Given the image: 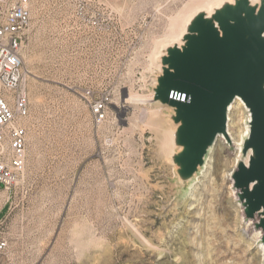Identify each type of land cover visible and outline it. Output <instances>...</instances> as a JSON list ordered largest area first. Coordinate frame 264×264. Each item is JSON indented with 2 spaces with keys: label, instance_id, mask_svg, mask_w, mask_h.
Returning <instances> with one entry per match:
<instances>
[{
  "label": "rangeland",
  "instance_id": "obj_1",
  "mask_svg": "<svg viewBox=\"0 0 264 264\" xmlns=\"http://www.w3.org/2000/svg\"><path fill=\"white\" fill-rule=\"evenodd\" d=\"M191 1L33 0L27 158L11 191L0 184V264H260L231 183L237 148L217 142L180 184L148 124L157 115L169 125V108L125 103L151 93L166 35ZM86 89L109 99L101 125ZM242 112L231 111L236 135Z\"/></svg>",
  "mask_w": 264,
  "mask_h": 264
},
{
  "label": "water",
  "instance_id": "obj_2",
  "mask_svg": "<svg viewBox=\"0 0 264 264\" xmlns=\"http://www.w3.org/2000/svg\"><path fill=\"white\" fill-rule=\"evenodd\" d=\"M182 41L164 49L152 89V103L174 110L170 161L180 184L192 182L219 136L233 145L230 108L241 99L251 115L242 147L248 161L238 163L233 187L264 246V0H234L211 15L199 12Z\"/></svg>",
  "mask_w": 264,
  "mask_h": 264
},
{
  "label": "built area",
  "instance_id": "obj_3",
  "mask_svg": "<svg viewBox=\"0 0 264 264\" xmlns=\"http://www.w3.org/2000/svg\"><path fill=\"white\" fill-rule=\"evenodd\" d=\"M32 2L0 0V184L6 192L16 185L27 158L28 131L20 123L29 115L23 52ZM83 97L95 123H104L109 99L90 89L83 91ZM6 247L7 242L0 238V251Z\"/></svg>",
  "mask_w": 264,
  "mask_h": 264
},
{
  "label": "bare ground",
  "instance_id": "obj_4",
  "mask_svg": "<svg viewBox=\"0 0 264 264\" xmlns=\"http://www.w3.org/2000/svg\"><path fill=\"white\" fill-rule=\"evenodd\" d=\"M191 2H192V4L185 6L187 8H184V10H182L183 13H181V16H180L178 22L176 21V24L174 25L173 33H172V27H171L168 34L166 35V37H167L166 39H169L166 41H170V43L168 45H166L164 49H166L167 47L173 46V45H179V46L183 45L182 39L186 33L187 26L189 25V23L193 19V17L195 15H197L199 12L204 11L207 14L211 15L215 9L220 8L224 3H226V2L234 3V0H193ZM252 2L253 3H260V0H252ZM185 16H188V18L182 27V25H181L182 20L181 19H183ZM181 27H182V29L180 32ZM164 49L160 52V54L158 56V63H157V67L159 69L158 73H162L161 57L165 55ZM153 82H154L153 87H155L156 83H157L156 79H154ZM153 96H154V93L152 91L147 96H145V95L140 96L137 93H135V94L131 93L126 98L125 103H127V104L128 103H132V104L152 103ZM235 106H239L243 110V112L241 114V119L238 121L241 124H240V130L238 131L237 135L234 134L231 130V120H232L231 119V111L235 108ZM124 107L125 106H123V108ZM168 108L170 110V115L173 114L174 110L170 107H168ZM153 115H155V114H153ZM170 115L168 116V124L169 125H165V123H163V121H161L160 119H158L156 117L157 115L154 116V118L150 119V121L148 122V124H150L152 127H155L156 132L161 136L162 140L165 142V145H167L169 159H170L171 154L175 150L174 144H173V135H174V132L177 128V126L174 125L172 123V121L170 120ZM250 120H251V115L249 113L248 108L246 107V105L244 104V102L241 99H237L236 102L230 108L229 123H228V133L230 135V138L232 140L233 145L231 146L228 143L227 139L222 135L219 136V138L217 140V142H220L222 140L223 144L229 149L230 148L231 149L237 148V156H236V159L234 160V167L231 170V174H230L232 184H233L232 175H233V172L236 169L238 163L241 161H245V162L248 161L247 159H244L242 156V147H243V143H244L245 139L248 137L249 132H250V127H249ZM206 164H207V161H206ZM201 171H202V169H201ZM197 176H198V174L195 176V178H197ZM234 194L236 196V199L239 200L237 192H234ZM239 206H240L242 213H243V219L245 220L244 209H243L240 202H239ZM247 223H249L250 226L253 225L252 221H247ZM257 232H258L259 237H260V239H259L260 246L258 248V250H259L258 252H259V256H260V264H264V246L261 243L262 233H261V231H257Z\"/></svg>",
  "mask_w": 264,
  "mask_h": 264
},
{
  "label": "crops",
  "instance_id": "obj_5",
  "mask_svg": "<svg viewBox=\"0 0 264 264\" xmlns=\"http://www.w3.org/2000/svg\"><path fill=\"white\" fill-rule=\"evenodd\" d=\"M1 201H2V199L0 198V217L2 216L3 210L5 209V207L3 205L1 206V204H2Z\"/></svg>",
  "mask_w": 264,
  "mask_h": 264
}]
</instances>
